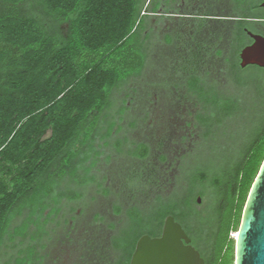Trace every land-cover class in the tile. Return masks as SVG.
<instances>
[{
    "label": "rangeland",
    "instance_id": "obj_1",
    "mask_svg": "<svg viewBox=\"0 0 264 264\" xmlns=\"http://www.w3.org/2000/svg\"><path fill=\"white\" fill-rule=\"evenodd\" d=\"M212 11L211 6L204 15ZM246 15H251L249 9ZM193 19L194 0L168 1L166 17L146 19L152 30L145 46V66L138 77L113 93L114 105L104 114L109 119L97 124L103 133L113 130L109 143L115 148L126 141L121 153L102 145V154L90 158L89 163L96 162V182L107 193L99 190L98 194L93 184L74 213V203L63 204L47 227L50 233L43 239L39 264H115L113 236L120 231L123 238H118L119 244L125 237L131 244L141 235L158 236L159 231L149 223L159 208L173 210V218L191 245L206 259V226L187 218L179 204L191 201L198 214L211 219L222 201L210 185H223L225 172L233 179L237 170L241 173L238 198L242 197L248 186L242 177L264 149V68L239 67V51L250 44V39L241 29L236 34L233 21L206 22L193 29ZM247 27L264 37V27ZM189 87L194 90L190 92ZM118 113H124L121 121L115 119ZM129 146H139L137 151L146 147L148 154L133 157L125 153ZM1 167H8V163ZM13 175L12 171L5 177L9 185ZM198 176L207 179L205 186L194 182ZM171 193L170 201L155 205V199ZM132 207L147 212L140 227L127 224V212ZM231 211L230 205L224 206L217 236L218 247L223 245L230 260L235 236L230 233L226 239L227 229L237 226ZM6 252V259L17 254L16 249Z\"/></svg>",
    "mask_w": 264,
    "mask_h": 264
},
{
    "label": "trees",
    "instance_id": "obj_2",
    "mask_svg": "<svg viewBox=\"0 0 264 264\" xmlns=\"http://www.w3.org/2000/svg\"><path fill=\"white\" fill-rule=\"evenodd\" d=\"M140 7L141 0H0V264H39L47 227L63 204L74 203V213L93 184L98 194L107 193L96 182V162H89L102 154V145L121 153L126 144L116 149L109 143L113 130L103 133L97 124L108 118L113 93L145 66L148 36L142 35ZM139 146L125 153L144 158L148 150L137 151ZM259 156L242 177L248 186L241 198L238 170L233 179L225 172L223 185H210L222 201L211 219L198 214L191 201L179 204L187 218L206 226L205 264L234 263L217 245L221 214L228 204L240 223L264 149ZM5 162L8 167H1ZM12 171L9 185L5 177ZM194 182L205 186L207 179L198 176ZM172 193L155 199V205L170 201ZM159 210L149 227L160 234L173 210ZM145 213L130 208L127 224L140 227ZM236 228L228 227L226 239L230 233L236 237ZM119 232L111 243L115 264H129L140 236L131 244L125 237L121 245ZM13 249L17 254L4 258ZM30 249L36 252L29 254Z\"/></svg>",
    "mask_w": 264,
    "mask_h": 264
},
{
    "label": "water",
    "instance_id": "obj_3",
    "mask_svg": "<svg viewBox=\"0 0 264 264\" xmlns=\"http://www.w3.org/2000/svg\"><path fill=\"white\" fill-rule=\"evenodd\" d=\"M264 8V2L261 5ZM252 43L239 51V67L264 68V37L248 32ZM198 204L201 199L196 201ZM129 264H205L173 216L164 218L159 236L142 235ZM233 264H264V160L244 204L235 237Z\"/></svg>",
    "mask_w": 264,
    "mask_h": 264
},
{
    "label": "flooded vegetation",
    "instance_id": "obj_4",
    "mask_svg": "<svg viewBox=\"0 0 264 264\" xmlns=\"http://www.w3.org/2000/svg\"><path fill=\"white\" fill-rule=\"evenodd\" d=\"M168 1L178 2V0H167L165 8L163 7L161 9L162 17H166ZM248 2L251 3L248 4ZM263 2L264 0H258L257 2L256 0H244V3H241L240 1L239 3H236L231 0H194V19L192 20L191 26L194 29V26L199 28L206 22L233 21L232 26L234 29H239H235V31H240L241 29L242 33L250 39L251 44L252 39L248 35V32L250 31L247 25L253 24L259 27H264V8L261 6ZM211 6L213 7L212 14L209 16L204 15V12L208 11ZM248 9L251 12L250 16L246 15ZM147 11L153 16L158 13L153 11V7L147 9ZM242 11H246L245 14H243Z\"/></svg>",
    "mask_w": 264,
    "mask_h": 264
},
{
    "label": "crops",
    "instance_id": "obj_5",
    "mask_svg": "<svg viewBox=\"0 0 264 264\" xmlns=\"http://www.w3.org/2000/svg\"><path fill=\"white\" fill-rule=\"evenodd\" d=\"M174 1H176V0H174ZM166 2H167V0H141L140 16L144 18V29L142 31V35L144 37H146V36L149 37L148 32H151V30H152L149 28V26L147 27V24H146V19L149 18L150 16H153V15H150V13H148L147 9H150L151 7L154 8L155 6H157V9L154 12H158L157 16L162 17L161 16V11H162L161 9L163 7L165 8ZM149 11H151V10H149ZM155 15L156 14H154V16Z\"/></svg>",
    "mask_w": 264,
    "mask_h": 264
}]
</instances>
